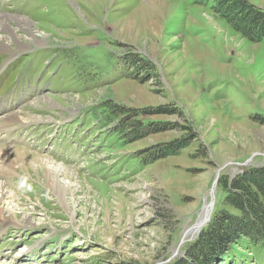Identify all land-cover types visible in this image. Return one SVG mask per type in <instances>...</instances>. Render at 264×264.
<instances>
[{
    "label": "rangeland",
    "instance_id": "374dc122",
    "mask_svg": "<svg viewBox=\"0 0 264 264\" xmlns=\"http://www.w3.org/2000/svg\"><path fill=\"white\" fill-rule=\"evenodd\" d=\"M2 1L0 20L23 19L9 26L25 48L0 51V146L53 163L50 177L0 174V264L185 257L215 178L213 210L220 177L264 164V38H245L209 0ZM133 112L162 130L119 132ZM222 258L264 264V249L240 238Z\"/></svg>",
    "mask_w": 264,
    "mask_h": 264
},
{
    "label": "trees",
    "instance_id": "16d2710c",
    "mask_svg": "<svg viewBox=\"0 0 264 264\" xmlns=\"http://www.w3.org/2000/svg\"><path fill=\"white\" fill-rule=\"evenodd\" d=\"M216 15L225 19L231 27L251 41L264 38V9L248 0H209ZM138 67V66H137ZM150 66L144 71L149 72ZM142 79V78H141ZM107 107L110 100L103 101ZM112 112L126 113L122 106H110ZM144 112H151L144 109ZM158 112V111H156ZM139 114V111L136 112ZM153 113V112H151ZM133 112L119 120V132L162 129L153 126L154 121L145 122L134 117ZM133 117V118H132ZM129 118V119H128ZM128 129V130H127ZM133 135V134H132ZM166 147L168 153H177L178 147ZM149 160H153L150 156ZM219 185L223 191V206L214 207L209 222L186 249L185 257H176L171 264H218L227 254L229 246L244 238L253 245L264 249V164L245 168L233 178L220 177Z\"/></svg>",
    "mask_w": 264,
    "mask_h": 264
},
{
    "label": "bare ground",
    "instance_id": "6f19581e",
    "mask_svg": "<svg viewBox=\"0 0 264 264\" xmlns=\"http://www.w3.org/2000/svg\"><path fill=\"white\" fill-rule=\"evenodd\" d=\"M22 20H23L22 18L16 17L14 15L13 16L9 15L7 17L6 15H2V19L0 20V28L6 30L7 35L0 37V51H6L9 53H13L15 51H18L19 49L25 48V46L22 47L18 44L19 40L17 41L16 35H14L13 31L11 30V26H9V23H14L16 24L15 26H21L20 22ZM22 24L30 25V22L24 18V21ZM38 98L40 101L39 104L41 105H47L49 107L51 106L58 107V103L56 102V100L52 99L51 97L44 95ZM21 149L9 148V147L5 148L4 146L3 147L0 146V168L6 170V172H3L0 169V174L2 173L7 174V173L14 172L15 171L14 165H18L19 167H21V169H24L27 167L37 168V170H41L44 173V175H46V177L47 176L50 177L51 170L48 169L47 165H49L52 162L51 160H49L45 156L27 152ZM53 183H54L53 189L56 192L55 194H57L58 199H61L60 194L66 188L64 186L58 185L56 178L54 179ZM202 217H203V214L198 219V221L201 220ZM3 219H8V218L3 217ZM9 220H13V219H9ZM198 230H199V227H197V225L194 227H191L189 231L186 233V236L192 237L198 232Z\"/></svg>",
    "mask_w": 264,
    "mask_h": 264
},
{
    "label": "water",
    "instance_id": "95a60500",
    "mask_svg": "<svg viewBox=\"0 0 264 264\" xmlns=\"http://www.w3.org/2000/svg\"><path fill=\"white\" fill-rule=\"evenodd\" d=\"M216 180L217 178H215V180L212 183L211 190H210V200L203 210V217L201 220L197 221L194 226L197 225V227L201 228L210 219V215L213 211V206H214V201H215L214 187H215Z\"/></svg>",
    "mask_w": 264,
    "mask_h": 264
}]
</instances>
